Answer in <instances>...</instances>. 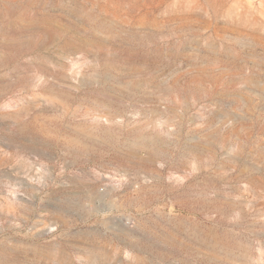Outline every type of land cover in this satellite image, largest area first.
I'll list each match as a JSON object with an SVG mask.
<instances>
[{"label": "rangeland", "instance_id": "obj_1", "mask_svg": "<svg viewBox=\"0 0 264 264\" xmlns=\"http://www.w3.org/2000/svg\"><path fill=\"white\" fill-rule=\"evenodd\" d=\"M0 264H264V0H0Z\"/></svg>", "mask_w": 264, "mask_h": 264}]
</instances>
